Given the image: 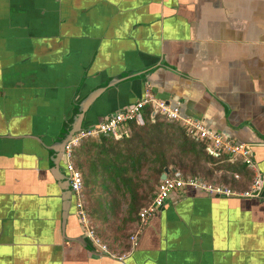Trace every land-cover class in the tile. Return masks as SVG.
<instances>
[{
  "label": "crops",
  "instance_id": "0c3cea01",
  "mask_svg": "<svg viewBox=\"0 0 264 264\" xmlns=\"http://www.w3.org/2000/svg\"><path fill=\"white\" fill-rule=\"evenodd\" d=\"M91 93L83 129L148 93L255 145L264 179V0H0V264H264V198L193 188L125 251L84 244L50 169Z\"/></svg>",
  "mask_w": 264,
  "mask_h": 264
},
{
  "label": "trees",
  "instance_id": "16d2710c",
  "mask_svg": "<svg viewBox=\"0 0 264 264\" xmlns=\"http://www.w3.org/2000/svg\"><path fill=\"white\" fill-rule=\"evenodd\" d=\"M125 126L127 136L117 141L109 136L86 139L72 154L73 165L81 173L82 209L88 224L95 226L96 237L107 249L120 252L127 249L137 213L151 201L164 168L210 182L216 170L206 164L217 162L178 122L155 116L142 126L134 122ZM68 129L69 125L65 133ZM216 169L229 173L223 171L214 182L241 190L248 186L249 179L239 173L238 165ZM234 172L240 176L237 180L232 178Z\"/></svg>",
  "mask_w": 264,
  "mask_h": 264
},
{
  "label": "built area",
  "instance_id": "2783aa9c",
  "mask_svg": "<svg viewBox=\"0 0 264 264\" xmlns=\"http://www.w3.org/2000/svg\"><path fill=\"white\" fill-rule=\"evenodd\" d=\"M145 108L149 109L148 120H153L155 116H161L170 122H178L186 134L194 141L201 143L205 153L215 159L217 163L243 166L250 173V181L247 189L240 190L221 183L208 182L198 176L182 177L175 171L172 175L169 173L165 179L160 180L156 185L151 201L138 211V222L130 235L131 243L136 241L144 226L162 209L163 205L186 188L197 189L209 197L264 198V179L252 154L255 145L235 142L201 120L183 118L179 113L178 106L171 107L146 93L139 101L104 117L97 125L82 129L73 135L64 146L63 170L67 174L68 187L73 194L79 225L86 239L104 253H108V249L96 237L82 209V178L81 173L72 162L73 150L86 139L109 136L117 141L123 136H127L128 130L125 124L134 122L136 125L142 126L146 121ZM239 177L238 173H232L234 180Z\"/></svg>",
  "mask_w": 264,
  "mask_h": 264
},
{
  "label": "water",
  "instance_id": "95a60500",
  "mask_svg": "<svg viewBox=\"0 0 264 264\" xmlns=\"http://www.w3.org/2000/svg\"><path fill=\"white\" fill-rule=\"evenodd\" d=\"M96 97H97V93H91L82 99V101L79 103V113H76V115L73 119V122L69 125V129L63 135V138L60 139L56 143V147L52 149V151L55 152V155L52 159V167L50 169V173H51L54 181L57 183L59 190H60V197H61V202H62V220H63V222H66V219L69 216V211L71 209V205L75 208L73 194L71 193V191L68 187V181L65 178V174L62 171H60L61 166L63 167L64 146L67 143V141L69 139H71V137L73 135H75L76 133H78L79 131H81L83 129L82 126H83V120H84L85 115H86L85 113L87 112L90 104L95 100ZM101 121L102 120H100L97 123H94L92 125H89V126H95L98 123H100ZM252 154H253V149H252ZM61 162H62V164H60ZM174 171H175L174 169L164 168L163 172L160 175V180L165 179L169 173H173ZM73 215H74V213H73ZM74 216L76 217V219L78 221L77 216L76 215H74ZM78 224H79V221H78ZM86 241L89 243L91 250L93 252L95 250H97L88 239L83 241V243L87 245ZM96 254L102 255V253L100 251H98Z\"/></svg>",
  "mask_w": 264,
  "mask_h": 264
},
{
  "label": "rangeland",
  "instance_id": "374dc122",
  "mask_svg": "<svg viewBox=\"0 0 264 264\" xmlns=\"http://www.w3.org/2000/svg\"><path fill=\"white\" fill-rule=\"evenodd\" d=\"M206 165L209 166V167H211V168H214V169L216 170V171L213 173V176L211 175V177H212V180H211V181H212V182L216 181V179H218V178L220 177V176H219L220 174L217 173V169H216V167H219L220 164L217 163V162H216V163H210V162H209V163L206 164ZM169 169H173V168L170 167ZM222 173H223V172H222ZM225 174H227V173H225ZM190 175H191V174H189V175L186 176V177H189ZM197 175H198V174H197ZM211 181H210V182H211ZM216 182H217V181H216ZM216 182H214V183H216ZM91 228H92V227H91ZM93 228L95 229V226H93ZM93 228H92V229H93ZM100 242H102V241L100 240ZM105 242L108 243V242H110V241L107 240V241H105ZM102 244L105 245V243H103V242H102ZM105 246H106V245H105Z\"/></svg>",
  "mask_w": 264,
  "mask_h": 264
},
{
  "label": "flooded vegetation",
  "instance_id": "af4514ba",
  "mask_svg": "<svg viewBox=\"0 0 264 264\" xmlns=\"http://www.w3.org/2000/svg\"><path fill=\"white\" fill-rule=\"evenodd\" d=\"M63 135H64V133L63 134H61V136H60V139H62L63 138ZM59 139V140H60ZM60 164H62V162L60 163ZM60 171H62L64 174H65V178L67 179V181H68V177H67V174L64 172V170H63V167L61 166V168H60ZM71 210L73 211V213H74V215H76V209L71 205Z\"/></svg>",
  "mask_w": 264,
  "mask_h": 264
}]
</instances>
